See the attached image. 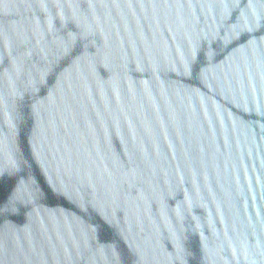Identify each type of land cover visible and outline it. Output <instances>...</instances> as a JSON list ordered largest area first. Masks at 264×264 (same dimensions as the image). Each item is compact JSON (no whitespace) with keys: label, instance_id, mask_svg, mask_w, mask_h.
Returning <instances> with one entry per match:
<instances>
[{"label":"water","instance_id":"water-1","mask_svg":"<svg viewBox=\"0 0 264 264\" xmlns=\"http://www.w3.org/2000/svg\"><path fill=\"white\" fill-rule=\"evenodd\" d=\"M264 0H0V264H264Z\"/></svg>","mask_w":264,"mask_h":264},{"label":"snow or ice","instance_id":"snow-or-ice-1","mask_svg":"<svg viewBox=\"0 0 264 264\" xmlns=\"http://www.w3.org/2000/svg\"><path fill=\"white\" fill-rule=\"evenodd\" d=\"M264 19V17H261ZM36 195L32 185L27 181L21 182L15 186V189H9L7 194L4 191L3 175H0V216L14 211L20 202H27Z\"/></svg>","mask_w":264,"mask_h":264}]
</instances>
